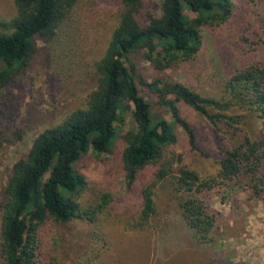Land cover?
Returning a JSON list of instances; mask_svg holds the SVG:
<instances>
[{"label":"trees","instance_id":"1","mask_svg":"<svg viewBox=\"0 0 264 264\" xmlns=\"http://www.w3.org/2000/svg\"><path fill=\"white\" fill-rule=\"evenodd\" d=\"M239 1L246 0H161L160 11L155 12L151 0H120L118 21L96 61V85L85 105L39 133L27 156L17 160L9 172L0 195V264H44L38 230L46 219L95 222L104 212L112 200L110 194L88 208L72 199L71 194L88 184L76 163L90 150L98 154L111 151L118 136L117 123L123 122L129 109L135 125L121 135L128 188L134 186L141 170L155 165L140 186L142 206L131 228L141 232L157 226L153 224L156 187L172 174L161 158L164 149L177 141L176 126L183 128L197 148L195 129L181 115V101L233 142L217 159L219 169L213 176H203L182 161L174 175L182 221L193 245L202 250L200 264H252L208 253L217 240L222 214L213 208L206 191L226 185L248 189L253 197L264 199V51L241 59L226 80L221 98L204 96L179 81L160 78L145 83L160 104L169 106L172 122L166 118L154 122L151 103L138 87L135 66L127 64L129 55L141 49L160 69L194 57L203 43V28L231 22ZM78 2L15 0L17 14L10 20L0 19V87L30 64L36 52L35 37L53 36L72 17ZM185 6L197 15L185 14ZM93 234L95 243L101 245L93 254L94 262L107 248L108 239L99 230ZM50 264L62 263L51 260Z\"/></svg>","mask_w":264,"mask_h":264},{"label":"rangeland","instance_id":"2","mask_svg":"<svg viewBox=\"0 0 264 264\" xmlns=\"http://www.w3.org/2000/svg\"><path fill=\"white\" fill-rule=\"evenodd\" d=\"M151 1L153 10L159 12L161 0ZM119 7L120 0H79L72 17L53 36L35 37L36 52L30 64L12 82L0 87V195L12 166L27 156L35 137L85 105L96 85V61L117 24ZM235 10L231 22L203 28L202 46L190 59H179L171 67L160 69L146 58L143 49L129 55L127 64L135 66L138 87L151 103L155 123L161 118L172 122L173 115L145 83L160 78L179 81L204 96L221 98L226 80L241 59L254 58L264 51V0L239 1ZM16 14L15 0H0V19L10 20ZM185 14L197 15L187 6ZM178 105L182 117L195 129L197 148L183 128L176 126L177 141L164 149L161 158V164L171 168L172 174L156 187L153 224L157 226L141 232L131 228L142 206L140 186L155 165L141 170L134 186L128 188L121 135L135 125L129 109L123 122L117 123L118 136L111 151L98 154L90 150L76 163L88 184L71 194L72 199L81 208L94 207L105 194L112 196L111 202L95 222L87 218L70 222L46 219L38 230L44 264L51 260L62 264H200L198 254L202 250L193 245L182 221L174 175L185 162L203 176H213L219 169L217 159L233 142L222 131L215 132L191 106L182 101ZM206 195L222 214L217 240L208 253L236 262L264 264V199L253 197L248 189L226 185L208 190ZM95 230L103 233L108 243L93 262V254L101 246L93 238ZM195 252L197 258L193 259Z\"/></svg>","mask_w":264,"mask_h":264}]
</instances>
